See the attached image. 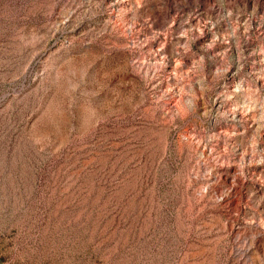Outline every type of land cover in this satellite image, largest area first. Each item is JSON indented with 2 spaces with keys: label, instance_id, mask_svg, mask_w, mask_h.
I'll use <instances>...</instances> for the list:
<instances>
[{
  "label": "rangeland",
  "instance_id": "rangeland-1",
  "mask_svg": "<svg viewBox=\"0 0 264 264\" xmlns=\"http://www.w3.org/2000/svg\"><path fill=\"white\" fill-rule=\"evenodd\" d=\"M1 264H264V0H0Z\"/></svg>",
  "mask_w": 264,
  "mask_h": 264
},
{
  "label": "water",
  "instance_id": "water-1",
  "mask_svg": "<svg viewBox=\"0 0 264 264\" xmlns=\"http://www.w3.org/2000/svg\"><path fill=\"white\" fill-rule=\"evenodd\" d=\"M0 264H1V262H0Z\"/></svg>",
  "mask_w": 264,
  "mask_h": 264
}]
</instances>
